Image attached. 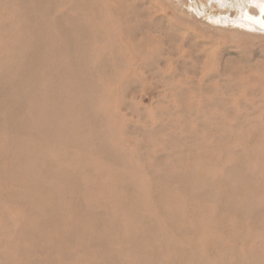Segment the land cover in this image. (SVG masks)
<instances>
[{"label":"rangeland","instance_id":"rangeland-1","mask_svg":"<svg viewBox=\"0 0 264 264\" xmlns=\"http://www.w3.org/2000/svg\"><path fill=\"white\" fill-rule=\"evenodd\" d=\"M226 2L0 0V264H264V0Z\"/></svg>","mask_w":264,"mask_h":264},{"label":"bare ground","instance_id":"bare-ground-1","mask_svg":"<svg viewBox=\"0 0 264 264\" xmlns=\"http://www.w3.org/2000/svg\"><path fill=\"white\" fill-rule=\"evenodd\" d=\"M223 1H228V0H223ZM235 0H232L231 2H226L225 4H227V5H229V7H233L234 5H233V2H234ZM210 2L213 4V3H215L216 5L217 4H219L220 5V8L221 7H223V4L221 3V0H210ZM256 3H260V2H256ZM261 4H262V2L259 4L260 5V9H261V12H264V4H262V6H261ZM212 6V5H211ZM237 6V5H236ZM196 12L198 13V12H200L199 11V9H197L196 8ZM224 18V17H223ZM247 18H249V20H250V22L252 23V24H254V25H257V26H260V27H262V28H264V18L263 17H261V19H259V18H256V17H247ZM225 19L226 18H224V20H220V22H224L225 21Z\"/></svg>","mask_w":264,"mask_h":264}]
</instances>
